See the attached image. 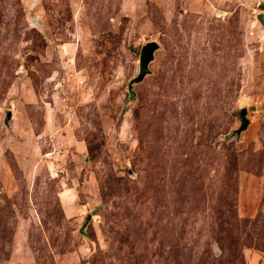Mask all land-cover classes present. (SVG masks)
<instances>
[{
  "label": "rangeland",
  "instance_id": "rangeland-1",
  "mask_svg": "<svg viewBox=\"0 0 264 264\" xmlns=\"http://www.w3.org/2000/svg\"><path fill=\"white\" fill-rule=\"evenodd\" d=\"M0 264H264V0H0Z\"/></svg>",
  "mask_w": 264,
  "mask_h": 264
},
{
  "label": "water",
  "instance_id": "water-1",
  "mask_svg": "<svg viewBox=\"0 0 264 264\" xmlns=\"http://www.w3.org/2000/svg\"><path fill=\"white\" fill-rule=\"evenodd\" d=\"M159 43L157 41H149L147 42L142 49V53L140 56V63H139V72L138 74L132 79L129 88L132 90V85L135 82H138L144 78L146 73L149 72V63L154 59L155 51L159 48ZM248 109L243 107L240 111V121L241 125L236 130V133L240 134L244 129H246L250 123V120L247 117ZM11 116V113H10Z\"/></svg>",
  "mask_w": 264,
  "mask_h": 264
}]
</instances>
